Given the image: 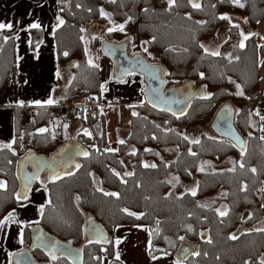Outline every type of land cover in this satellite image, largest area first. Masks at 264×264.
Here are the masks:
<instances>
[{
	"label": "trees",
	"instance_id": "16d2710c",
	"mask_svg": "<svg viewBox=\"0 0 264 264\" xmlns=\"http://www.w3.org/2000/svg\"><path fill=\"white\" fill-rule=\"evenodd\" d=\"M57 1L58 22L53 30L56 62L72 68L70 82L62 85L65 95L59 101L63 106L57 108L59 142L50 131V108L38 107L34 114L15 111L13 144L0 145V183L5 185L0 188V227L17 205L29 199L17 197L19 158L28 151L48 156L69 139L63 127L74 107L69 104L78 95L77 86L101 102L98 67L92 71V66L85 63L82 29L87 23H104L102 12L106 11L125 27L110 34L122 40L129 36L133 45H145L144 56H157L156 61L165 67L167 86L191 81L205 88V95L196 98V102L194 99L186 116L164 111L155 114L148 102L129 105L128 135L124 143L109 149L107 118L99 105L94 114L79 108L81 125L70 139L84 145L88 156L80 158L75 172L48 179L50 199L39 213V224L59 240L81 248V264H101L102 253L113 263V228L126 225L147 226L151 257L174 255L185 241L193 244L194 253L199 255H188L184 264H264V231L247 229L264 217V139L260 136L257 110L261 99L258 45L252 34L241 48L234 23L220 19L239 16L254 28L264 19V0H240L243 7L233 0H199L200 8H194L190 0H175L172 5L166 0ZM60 20L64 23L60 24ZM222 27L230 37L220 45L219 55H212L202 43L216 37ZM40 42L35 38L31 46ZM15 44L13 32L1 29L0 98L13 84L18 70ZM103 56L111 64L107 73L114 77L111 60L105 53ZM58 79L62 82L60 75ZM90 97H86V103ZM225 102L233 104L234 123L247 138L242 149L238 150L228 139L211 138L204 133L197 139L186 136L189 129L205 128ZM40 112L49 115L42 121ZM164 115L178 118L179 123L173 124ZM85 128L91 130V136L85 135ZM149 160L154 167H145L143 162ZM221 201L229 206L223 216L217 213ZM85 213L101 225L107 241L86 239ZM30 227L24 226V247L31 243ZM31 250L39 261L73 264L66 258L48 259L40 249Z\"/></svg>",
	"mask_w": 264,
	"mask_h": 264
},
{
	"label": "rangeland",
	"instance_id": "374dc122",
	"mask_svg": "<svg viewBox=\"0 0 264 264\" xmlns=\"http://www.w3.org/2000/svg\"><path fill=\"white\" fill-rule=\"evenodd\" d=\"M25 0H12L13 5L14 6H19L20 4H23ZM168 5H169V0L165 1ZM13 7V6H12ZM103 15L105 16V21L103 22H96V23H87L84 25L83 29H82V39L84 40L83 42V51L85 52L84 55V60L86 65H88L89 67L92 66V71L95 67H98V71H99V78H100V82L101 85H104V91H108V89L110 90L109 93V102H106V100L104 99L101 103H97V100L95 97H93V95H86L85 91H82L80 87L77 86V92L78 95L75 99H72L71 102H73L72 104H69L70 107H73L68 115V121L66 122V124L63 127V130L65 131L64 135L70 139L71 136H73L77 130L80 128L81 125V118L79 117L80 115V109L81 108L83 111H85L86 109H88V105L86 103V97L87 96H91L90 101L92 102L94 105L96 104L95 108L98 106L100 108V110L103 112H105L106 116H108V129H110L109 133H108V137H107V142L108 145L106 146V148H112L114 147V145H116L117 143H119L120 141H123L126 139L128 132H129V123H128V119L129 116L127 115V107L129 106L128 104L125 103H118L116 98H119L120 96H127L129 94H131L132 96H137L139 90L135 89V84L134 85H126V83L124 82L127 79H136L138 80L140 76H138V74L136 73H132L126 76V78L124 79H115L114 77L110 76L109 73L103 72V69H107L111 64L109 63L108 59L103 56V52H102V43L105 41H110V42H120L122 39L121 38H117L115 36H112L110 34V32L114 31V30H118L120 28V25L118 23H116V21L112 20L110 18V13L109 12H102ZM57 17V16H56ZM227 17L229 18L230 21H232L234 23V25H238V27H235V32L239 35L238 36V40L239 43L244 42V38L241 35L242 33L244 35H246L247 37L255 34V39L257 41V45H258V49H257V56L259 58V62H258V71H259V75H258V79H259V97H261L260 102L258 103V122L260 123L261 127H260V136L264 137V131H262L261 129H264V119H262V117H264V19L260 20L258 23H256L254 28H251L247 22V20L240 18L239 16H233V15H227ZM53 19H55L53 16L52 18H50L51 23L53 21ZM53 24V23H52ZM125 28V27H123ZM111 30V31H110ZM124 30V29H123ZM234 33V31H233ZM235 36V33H234ZM230 37L229 33L226 31V29L224 27L220 28L217 32V36L210 39L209 41H205L202 43L203 47L210 53L213 52H219L221 51V47L220 45L223 44V42L225 40H227V38ZM124 40H128V51H129V55H133L135 53H139L144 55L145 53V45L141 44L140 46L138 45H133L131 43L132 37L126 36ZM230 43H228L226 45V47H228L229 49V45ZM227 49V50H228ZM147 58V56H144ZM148 59V58H147ZM155 62V63H160L157 62V56H153L151 57V59H149V61ZM56 61V60H55ZM89 61H91V63H89ZM105 63V64H103ZM68 64H72V63H68ZM104 66H103V65ZM45 69L47 68L46 66H44L43 64H41ZM91 65V66H90ZM55 67L57 68V75H60L62 82L57 83L55 85H57V95H56V100L59 97L60 100V95L63 94L62 92V85L64 84L63 82H70V78L72 75V71H71V65H61L59 66L57 64V62L55 63ZM113 75V74H112ZM141 78V77H140ZM142 79V78H141ZM140 79V80H141ZM13 84L11 86V88H9L8 90H6L3 95L5 96L3 98L5 103H11V102H15L20 100V97L23 95L24 89H25V85L28 83V78L27 76L19 69L16 70V75H15V79L13 80ZM113 82V83H111ZM143 83V80L141 81ZM167 83V82H166ZM144 85V83H143ZM53 86V84H52ZM167 86V84H166ZM41 87L46 88L47 84L43 83L41 85ZM54 87V86H53ZM110 87V88H109ZM7 89V88H6ZM81 90V91H80ZM107 95V94H106ZM101 97H103V95H101ZM52 101H54V99H51ZM101 101V100H100ZM197 101V99H195V102ZM55 102V101H54ZM60 102V101H58ZM70 102V101H69ZM67 102V103H69ZM146 102V101H145ZM16 103V104H17ZM60 104V103H59ZM58 107L60 105H57ZM150 106V105H149ZM54 110V109H53ZM158 115L161 113V111L159 112V110L157 111ZM32 114V113H30ZM156 114V113H155ZM41 115V119L42 121L45 120L44 117L45 115H49L46 112H40ZM30 116V115H29ZM50 118L52 119V121L49 123L50 125V131L52 132V137L54 140H56V143L59 142V136L61 134V132L58 129V116H59V112L58 109L56 108L55 111H53L52 113H50ZM66 126V127H65ZM87 130L88 133H90L91 136V130H89L88 128L84 129ZM201 133H204L208 136H210L211 138H216L219 137L217 136L214 131H212V127L210 125V123L205 127V128H192L189 129L186 132V136L188 134V136L191 139H197L199 138V135ZM245 139H247L245 137ZM93 146H96L95 143L92 144ZM144 165H153V161L149 160L144 161L143 162ZM46 179H48L46 173H42L40 174L37 179H36V183L33 184V187L29 188V191L27 193V198H29L27 201L22 202L20 205H17L16 207H20L17 208V210H15V212L13 211L12 214H14V216H17L19 218L23 217V219H29V223H34V221L37 220L38 215L40 213V209L43 207L44 204H46V200L47 197L45 196L46 194V186H45V181ZM262 188H263V192L261 193V201L264 205V181L262 183ZM17 197H21L19 194H17ZM25 205V206H23ZM228 203L221 201L220 205L217 207V213L220 215V213H226L228 210ZM85 220H86V225H87V220L90 218V216L88 215V213H85ZM7 222V221H5ZM127 226V227H126ZM126 229L123 231V233L121 234V236H119V241L122 242H126L127 239H134L135 245H137V249L135 250L138 255L142 254L146 248V233L142 231V229L137 230V228L132 227L133 225H126ZM247 229L249 230H262L264 229V217L260 218L258 220H256V222L251 223L250 225H248ZM89 241V239H87ZM85 240V241H87ZM103 241H107V237L105 238V240ZM182 246L179 247L178 251L176 252V254L171 255L173 258V262L175 264H182L184 261V259H186L188 257V255L192 256L194 254V245L190 244V243H186L185 241L182 242ZM122 245V244H121ZM189 248L188 253L185 255V257H181L180 253L183 252L184 248ZM123 249H125V246L123 247ZM121 249V251L123 250ZM103 252H105V249H103ZM155 256L151 257L148 253V251L146 250V253L144 252V261L148 260L149 258L151 260H153ZM110 264H119V261L115 259V261L113 263Z\"/></svg>",
	"mask_w": 264,
	"mask_h": 264
},
{
	"label": "crops",
	"instance_id": "0c3cea01",
	"mask_svg": "<svg viewBox=\"0 0 264 264\" xmlns=\"http://www.w3.org/2000/svg\"><path fill=\"white\" fill-rule=\"evenodd\" d=\"M56 4H58L57 0H25L23 4L14 6L12 0H0V24H10L12 26L11 28L5 27V29L11 30L13 35H15L16 65L18 70L20 69L28 78V83L25 85L23 95L20 97L18 103L16 101L17 104L15 102L5 103L3 100L5 97L4 95L0 98V145L5 146L13 144L15 136L14 123L16 121L15 113L17 112V109H20L21 114L23 112L34 114L38 107H47L50 108L48 111L50 114L55 111L56 108L63 106L62 104H59L60 102H58L59 97L56 100L57 83L60 82L58 79L59 75H57L56 71L57 68L55 67L57 54L55 48L56 41H54L53 36V30H55L54 26L58 22L56 17ZM52 16L55 18L52 21L53 24L50 20ZM34 23L39 24L40 27L31 28V25ZM35 38H38L41 42L33 47L31 44L32 40ZM41 64L47 68L45 69ZM105 72H108V68ZM140 79L141 78L139 77L138 80L127 79L124 81L126 85L135 84L134 87L136 90L138 89L139 92L137 96L129 94L127 96H120L119 98H116L118 103H125L128 105L145 104V97L143 94L144 89ZM43 83L47 84L46 88L41 87ZM11 86L12 84H10L6 90L11 88ZM62 92L63 94L60 95V97L65 95L64 86L62 87ZM109 93L110 90L108 89L107 92L104 91L103 94H101L103 95V97H101V102L104 99L106 102H109ZM49 99H54L55 102L53 101L52 104H48L47 101ZM103 102L101 104H103ZM259 102L260 101H258V103ZM57 105L60 106L58 107ZM103 113L105 114L104 111ZM105 117L108 120V116H106V114ZM107 120L106 130H108L109 133L110 129H108ZM47 181L48 179H46L44 183L45 186H47ZM45 196L47 197V200L44 205H47L50 199L47 187ZM17 208L20 207H15L12 211L15 212ZM38 220L39 215L34 223H29L28 218L25 220L23 217L19 218L17 216H14V219L12 220L5 219L3 221L2 227H0V264H11V254L19 248H24V226L30 225L31 227H34L36 224H39L36 223ZM126 227L116 226L113 228L112 240L113 246H115L114 258L119 261V264H175L173 262L174 257L167 254H158L153 258V260L149 258L144 261V252L146 253V250L148 251V248H150V232L148 231L147 226H132L137 228V230L142 229V231L147 234V249H145V251L140 255H138L135 251L137 249V245H135L134 239H127L126 242L122 243L119 241V236H121ZM117 241H119V243H117ZM124 246L125 249H123ZM121 249L123 250L121 251ZM117 253L119 254V259H117ZM102 260L101 264L111 263L107 258L106 253H102ZM182 264H184V262Z\"/></svg>",
	"mask_w": 264,
	"mask_h": 264
},
{
	"label": "water",
	"instance_id": "95a60500",
	"mask_svg": "<svg viewBox=\"0 0 264 264\" xmlns=\"http://www.w3.org/2000/svg\"><path fill=\"white\" fill-rule=\"evenodd\" d=\"M197 3L199 0H192ZM128 43L105 41L102 43V52L105 53L113 64L112 74L117 79H124L127 75L137 73L144 77L145 84L144 97L149 105L157 110L167 112L176 116H183L189 111L193 99L203 97L205 88L197 87L191 81H185L178 85L166 86V69L162 63H155L144 58L141 54L129 55L127 51ZM236 115L235 108L231 102L221 104L215 115H213L210 125L212 131L221 137L230 140L232 144L242 149L245 146V138L237 130L234 123ZM86 147L79 144L75 139H68L59 147L55 148L48 156L43 157L35 152H26L19 158L17 163V178L19 181V195L25 197L29 188L33 187L37 177L46 173L48 179L75 172L79 165V160ZM86 239L103 240L105 234L103 228L94 219H89L85 226ZM206 233H204V236ZM30 246L17 249L11 254V264H50L47 261H39L34 258L31 249H40L48 259L66 258L73 264H81L83 254L81 248L72 246L71 243L46 232L40 224L30 227ZM39 237V239H38ZM54 246V247H53ZM189 248H184L180 253L185 257ZM22 254V255H20Z\"/></svg>",
	"mask_w": 264,
	"mask_h": 264
},
{
	"label": "snow or ice",
	"instance_id": "6c2138e0",
	"mask_svg": "<svg viewBox=\"0 0 264 264\" xmlns=\"http://www.w3.org/2000/svg\"><path fill=\"white\" fill-rule=\"evenodd\" d=\"M190 2H191V0H190ZM233 2L234 3H236L237 5H239L240 7H243V4H241L240 3V0H233ZM175 3V0H169V4L170 5H172V4H174ZM192 6L194 7V8H200V4L199 3H195V2H193V4H192ZM220 19H229L227 16H221L220 17ZM59 23L60 24H63L64 23V21L63 20H60L59 21ZM234 27H238V25H233ZM5 27H7V28H11L12 26L9 24V25H4V24H0V29H4ZM40 27V25L39 24H36V23H34V24H32L31 25V28H39ZM120 30H123V26H120ZM111 31V30H110ZM242 36H243V38L244 39H248V37L246 36V35H244L243 33L241 34ZM18 38V37H17ZM241 48H243L244 47V44H243V42H241V44L239 45ZM207 51V50H206ZM67 53H65V55H66ZM212 55H219V53L218 52H213V53H211ZM89 63H91V61H89ZM237 87H239V85L237 86ZM101 89L103 90L104 89V85H101ZM241 95H242V93H240ZM47 103L48 104H52L53 103V101L51 100V99H49L48 101H47ZM133 115H136V113H133ZM262 119H264V117H262ZM66 127V126H65ZM262 131H264V129H261ZM41 132H43V131H46V129H41L40 130ZM85 135H90V133H88L87 132V130H85ZM262 139H264V137H262ZM120 143H124L123 141H120ZM193 143H199V141H193ZM5 147H11V145H5ZM82 155H84V156H88V153L87 152H83L82 153ZM76 167L78 168L79 167V165H76ZM145 167H148V165H145ZM153 167H154V165H153ZM241 167H243V165H241ZM252 171L253 172H255L256 170L255 169H252ZM69 174H71V173H69ZM118 175V174H117ZM55 178H59V176L57 175V177H55ZM3 187H5V185L3 184V183H0V188H3ZM106 195H116V193H105ZM195 194V192H193V195ZM24 198H27V195L25 194V197ZM18 199H19V197H18ZM41 210V212H43V208H41L40 209ZM126 211V210H125ZM130 215H132V213H129ZM226 213H220V215H225ZM7 219H9V220H12V219H14V214H12V213H10L9 214V217L7 218ZM36 223H39L38 221L36 222ZM262 231H264V229H262ZM233 239H235L236 237L235 236H233L232 237ZM38 239H39V237H38ZM181 239H183V237H181ZM210 242V241H209ZM21 243H22V240H21ZM117 243H119V241H117ZM54 247V246H53ZM20 255H22V254H20ZM194 255H199V253H194ZM53 259H55V256H53ZM117 259H119V254L117 253ZM17 264H20V262L18 261L17 262Z\"/></svg>",
	"mask_w": 264,
	"mask_h": 264
},
{
	"label": "built area",
	"instance_id": "2783aa9c",
	"mask_svg": "<svg viewBox=\"0 0 264 264\" xmlns=\"http://www.w3.org/2000/svg\"><path fill=\"white\" fill-rule=\"evenodd\" d=\"M82 90V89H81ZM80 90V91H81ZM87 105H88V110H89V113L90 114H94V111H95V106H96V104L94 105L92 102H89V103H87ZM149 108H151L155 113H158L157 111V109H155V108H153V107H151V106H149ZM160 115V114H159ZM164 117L166 118V119H168V120H170V121H172V123L174 124H178L179 123V119L178 118H176V117H169V116H166V115H164Z\"/></svg>",
	"mask_w": 264,
	"mask_h": 264
},
{
	"label": "flooded vegetation",
	"instance_id": "af4514ba",
	"mask_svg": "<svg viewBox=\"0 0 264 264\" xmlns=\"http://www.w3.org/2000/svg\"><path fill=\"white\" fill-rule=\"evenodd\" d=\"M191 1H192V0H191ZM123 41H126V40H121L120 42H123ZM127 43H128V42H127ZM127 51H128V46H127ZM135 54H139V53H135ZM133 55H134V54H133ZM141 55H142V54H141ZM143 56H144V55H143ZM144 58H145V57H144ZM148 60H149V59H148ZM150 61H151V60H150ZM111 62H112V61H111ZM151 62H152V61H151ZM136 74H137V73H136ZM138 76H140V77L142 78L141 81L144 79V77H143L142 75H139V74H138ZM143 83H144V81H143ZM143 83H142V84H143ZM144 87H145V84L143 85V89H144ZM144 92H145V89H144ZM143 94H144V93H143ZM194 99H196V98H194ZM194 99H193V100H194ZM145 101H146V100H145ZM193 102H194V101H193ZM191 105H192V104H191ZM89 219H91V218H89ZM89 219H88V220H89ZM88 220H87V223H88ZM85 226H86V225H85ZM106 237H108V235H106ZM106 237H105V238H106ZM105 238H104L103 240H105ZM103 240H100V241H103ZM97 241H98V240H97ZM100 241H98V242H100Z\"/></svg>",
	"mask_w": 264,
	"mask_h": 264
}]
</instances>
